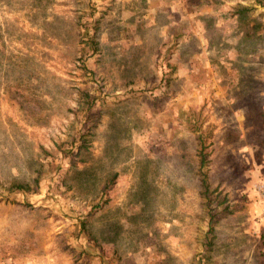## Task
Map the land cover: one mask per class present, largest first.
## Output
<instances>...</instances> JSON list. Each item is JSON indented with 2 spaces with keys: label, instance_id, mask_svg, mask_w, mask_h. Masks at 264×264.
I'll use <instances>...</instances> for the list:
<instances>
[{
  "label": "rangeland",
  "instance_id": "rangeland-1",
  "mask_svg": "<svg viewBox=\"0 0 264 264\" xmlns=\"http://www.w3.org/2000/svg\"><path fill=\"white\" fill-rule=\"evenodd\" d=\"M0 264H264V0H0Z\"/></svg>",
  "mask_w": 264,
  "mask_h": 264
},
{
  "label": "trees",
  "instance_id": "trees-1",
  "mask_svg": "<svg viewBox=\"0 0 264 264\" xmlns=\"http://www.w3.org/2000/svg\"><path fill=\"white\" fill-rule=\"evenodd\" d=\"M16 188L17 189H20V190H22L24 192H26L27 190H29V188L27 186H22V185H17Z\"/></svg>",
  "mask_w": 264,
  "mask_h": 264
}]
</instances>
